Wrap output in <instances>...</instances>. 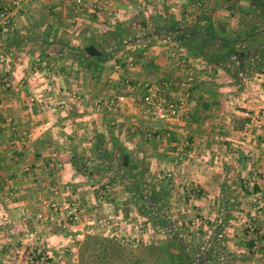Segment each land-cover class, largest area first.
Masks as SVG:
<instances>
[{"label":"crops","instance_id":"0c3cea01","mask_svg":"<svg viewBox=\"0 0 264 264\" xmlns=\"http://www.w3.org/2000/svg\"><path fill=\"white\" fill-rule=\"evenodd\" d=\"M255 1L164 0L141 6L139 0H98V5L29 0L16 6L14 0H0V13L7 8L14 15V27L0 30L6 59L0 62V80L15 88L0 96V264H83L76 255L70 260L61 254L74 253L75 243L98 231L90 232L84 222L69 223L66 238L59 217L43 207L69 186L84 205V219L97 208L100 219L111 220L105 236L147 242L149 216L133 210L132 203L122 206V200L134 199L125 181L113 179L115 164L97 158L99 142L108 154L128 156L147 189L159 190L157 177L174 174L167 203L173 206L171 218L186 222L187 217L193 225L205 220L202 234L195 235L208 244L187 245L193 257L211 251L217 260L209 264H264V254L254 251V234L250 247L243 232L251 220L255 230L246 232L264 237V68L258 71L254 49L263 37L260 31L244 37L250 25L264 27L248 18L253 14L246 16ZM228 40L252 57L242 55V62L233 57L224 66L211 62L213 54L226 55ZM89 46L107 56L101 72L82 56ZM177 61L193 67L192 81ZM37 76L53 86L49 108L27 103L21 83ZM138 82L154 85L164 102L180 104L178 117L152 119L141 105ZM72 94L79 98L75 103ZM119 96L123 104L111 103ZM183 142L188 147L181 153ZM105 182L128 196L114 192L110 206L103 204L98 196ZM39 214L43 222L37 227ZM231 224L235 236L229 235ZM137 226L142 231L136 232ZM39 253L49 262L39 260Z\"/></svg>","mask_w":264,"mask_h":264},{"label":"trees","instance_id":"16d2710c","mask_svg":"<svg viewBox=\"0 0 264 264\" xmlns=\"http://www.w3.org/2000/svg\"><path fill=\"white\" fill-rule=\"evenodd\" d=\"M255 4V8L247 12L246 16L253 14V16H257L264 22V0H256ZM256 32H259L263 37L259 45L254 48L259 58V60L256 61L259 67L258 71L261 72L264 68V27L260 28L256 25H250V29L244 33V37ZM235 42L236 40L226 41V55L221 56L213 54L209 57L211 62L224 66L225 60H229L233 57L240 59V62H242L243 59H241V57L243 54L238 52ZM197 48L200 53L203 54L201 49L202 45L201 47L197 46ZM82 56L90 59L87 66L92 67L97 72H101L102 70L100 63L107 60V56L94 46L87 47ZM243 56L251 58L252 54L247 53ZM229 63L227 64L228 66H230ZM95 153L97 158L107 162V164H115L116 168L113 172V179L116 178L121 182L125 181L127 183V190L132 195L134 203L139 208V211L149 216L147 218L153 225L168 230L171 225L164 210V204L170 194L168 188L163 185L159 190H156L154 187L147 190L140 182V176L135 172V167L130 162L129 157L126 155L114 156L113 154H108L106 151H103L102 142L97 143ZM83 165H85V162ZM167 233L171 239L165 245L157 246L160 252L167 253V258L166 260L158 258V264H209L212 260H217V258H213L211 251L208 253L198 252V255L193 257L187 248L186 242L178 235V232L169 229ZM253 243L254 241L252 240L249 242L250 247L254 246ZM125 254V246L117 240L97 235H87L81 245L80 260L83 264H127Z\"/></svg>","mask_w":264,"mask_h":264},{"label":"rangeland","instance_id":"374dc122","mask_svg":"<svg viewBox=\"0 0 264 264\" xmlns=\"http://www.w3.org/2000/svg\"><path fill=\"white\" fill-rule=\"evenodd\" d=\"M253 17L254 18H251V17H248V18L249 19H253V21L255 20V21H258V22L259 21L262 22V20L260 18H258L257 16H253ZM73 96L74 95L72 94V96L69 97V98H71L72 101H73V103H75V100H73ZM76 96H77V94H76ZM70 105L71 104L68 103V106H70ZM61 106L62 105H60L59 107H61ZM64 108H62L61 110H64ZM168 174H170V176H168ZM173 178H174V174L172 172H170V171L169 172H165L164 174H162V175H160V176L157 177V180H158L157 183H159V184L161 183V184H163L164 186H166L169 189L170 188V185L172 183ZM105 183H107L106 184L107 185V189H105V186H104ZM105 183L103 184V188L102 189L100 188V190H99L100 193H99V196H98V199H100L103 202V204H106L107 206H110V202L111 201H114L113 198H111V196H112V194L114 192L118 193V196H120L122 199H124L125 197L128 196V194L126 193L127 194L126 195L122 188L121 189L119 188L118 190L114 191L111 188L110 182L109 183L108 182H105ZM67 188L72 193V196H68L66 194L65 190ZM170 190H171V188H170ZM73 191L74 190L70 186L69 187H66V188H64L63 191H61V193L63 195L60 193L62 195L60 197V199H57V197L54 196L52 198H47L44 202H48L51 199L54 200V201H61L63 198H68V197L71 200L77 201L79 203V205L81 206V209L83 211L82 212L81 221L79 223H77V224H81V223L84 222V223H87L89 225V227H90L89 231L90 232L91 231H94V232L98 231V233H90L88 235H97V236H102V237L109 238V237H107V236L104 235L105 233H107V230H106V227L104 228V226H102V222H100L103 219H100L99 217H101V216H98V210L99 209H97V208L96 209H93V211H92L93 213L89 214V215H93L94 214V217L96 216L94 219H93V216H89V215L86 218L87 220L84 219V217L87 215L86 212H85L84 205L81 203V201L77 197H75V193ZM127 192H128V190H127ZM169 193H170V191H169ZM170 198L171 197L169 195L168 199L166 200V203L164 204L165 205L164 210H165L166 215H167L166 217H167L168 221H170V225H171V227H169V229L178 232V235H180V237H182V239H184V241L186 242L187 245H192L194 247H199V246H202V247L206 246L207 247V244L208 243L206 242L207 243L206 245L203 244L204 242L198 243L197 238L199 236L195 235V233L196 234L197 233L202 234L201 233L202 232V227H203V225L205 223V220H203V219L202 220L195 219V224L193 225L192 224V220L191 219H188L187 220V217L185 218L186 219V222L178 220V217L177 218H171L172 217L171 216L172 213L170 212L169 207H173V206H171L169 204L167 205V203L170 201L169 200ZM121 203H122V206H124V207L125 206L128 207L129 205L131 206L133 204V206H134L133 210L135 209V210L139 211V208L135 205L134 201H132V200L130 202L128 200H122ZM96 206H97V204L94 205V207H96ZM122 206L119 207V209L122 208ZM43 207L47 208V206L44 203H43ZM174 213H176V212H174ZM142 214L143 213H141V215ZM142 216L146 217L147 215L143 214ZM58 217H59V219L62 222V227L60 229L61 230L60 232H61V234L64 237L66 236V238H67L68 237L67 235L69 234V232L72 231V229H71L72 227L68 223H66L64 225L63 217L62 216H59L58 215ZM90 217H92V218H90ZM245 218L246 217H244V219ZM104 221H108V222L110 221V223H111V220H104ZM149 222H150V224H149ZM149 222H147V225L148 226L146 227V229H147L148 233H150L148 235H151V236H148L147 237V239H148L147 242L144 241V238L143 237H141V238L140 237L139 238L134 237V238H131L130 240H127V242H125L123 244V245H125V249H126V254L125 255H126V258H127V260H126L127 261V264H140L141 263L140 262L141 260H142V264H152L151 261L152 260H155V259H158V258L159 259L166 260L167 253L166 252H160L159 249H157V246L162 245V244L165 245L171 239V237L167 233V231L169 229L168 230H165V229H162V228H160L158 226L156 227L155 225H153V223H151V221H149ZM36 223H37V221H36ZM136 223H137V225H139L137 221H136ZM134 224H132L133 227L135 226ZM41 225H42V223H41ZM244 225H246V226L249 225L248 228H246V229H249V231L251 229H253V231L255 230V226L253 224V221H251V220L250 221L249 220H246L244 222ZM123 226H125V225L123 224ZM108 227L110 229L111 228V225H108ZM193 227H195V229L192 230L191 228H193ZM234 227H236L235 224H231V228H230L231 231L229 232V235H233L237 231V230H235ZM243 228L241 227V230ZM246 229H243V232H245L244 237L246 238V242L249 243L250 239H253L252 237H253V234H254V237L256 239L255 241L257 242V244H256V247L257 248L254 249V251H255V253L258 252L259 255L264 254L263 251H260V249H262V248H260V246L262 245V242H263L264 237L260 238V237L256 236L254 232H250L251 234H249L248 233V230L246 232ZM138 230L142 231V229L140 227H138V229H136V232H138ZM191 236H192V238H190ZM234 236H235V234H234ZM66 238H64V239H66ZM119 238L122 239L124 237H119ZM187 241H189V242H187ZM201 241H203V240H201ZM66 244H68V243H66ZM75 244H76V245H74V249H75L74 250L75 251L74 253L75 254L74 253L63 252L61 254V255H63V258L70 259L71 260L73 258V255H76L78 258H80V249H81V245L82 244H79V243H78V245H77V243H75ZM136 244H138V245H136ZM263 244H264V242H263ZM65 247H67V246H65ZM258 249H259V251H258ZM37 255H40V254H37ZM41 256H44V258H45V259L42 260L41 257H40V259L42 260L43 263H48L49 262L48 255H46V254L45 255H42L41 254ZM146 261H149V262H146Z\"/></svg>","mask_w":264,"mask_h":264},{"label":"built area","instance_id":"2783aa9c","mask_svg":"<svg viewBox=\"0 0 264 264\" xmlns=\"http://www.w3.org/2000/svg\"><path fill=\"white\" fill-rule=\"evenodd\" d=\"M25 1H29V0H14V4L16 6H20ZM139 1H140L141 6H146L148 4L160 3L164 0H139ZM95 3L98 5L99 4L98 0H95ZM201 6H202L201 3L196 4L197 8H200ZM13 16H14L13 13L7 8H4L1 11L0 30L1 29L9 30L14 27ZM5 60H6L5 56L2 53H0V62H4ZM127 63L130 68L134 66L133 59H129ZM177 64L179 67L183 68L187 72L188 81H192L193 76H194L193 67L189 66L184 61H177ZM116 67L120 69L121 65L119 64ZM21 84L25 86L28 90L27 103L30 106H36V105L42 104L44 105L45 108L50 107L49 101H50L51 94L53 92V86L50 83H47L44 77H40V76L31 77L30 79L26 81V84L24 83H21ZM125 84L129 86L130 81L126 80ZM135 88L141 92H144V95L141 97V105L152 119H154L155 121H159V122H167L169 120H172L178 117L181 111V108H182L181 105L175 102H171V103L164 102L163 99L158 94V91L154 85L138 82L135 84ZM14 89L15 88L10 80L8 79H5L4 81L0 80V96L4 94V92L6 91L9 92L11 95ZM73 100L78 101L79 98L77 96H73ZM124 101H125V98L123 96H119V97H116L115 99H112L111 103L123 104ZM187 147H188V143L183 142L179 148L180 152L184 153ZM168 176H170V174H168ZM105 189H107V186L105 187ZM65 192L68 196H72V193L70 192L68 188L65 190ZM44 204L56 216L59 215L63 217L64 225L66 223L68 224L72 223L74 225L81 221L82 212H83L81 209V206L79 205L77 201L71 200L69 197L63 198L61 201H54L51 199L48 202H44ZM36 221H37V227H40L41 223L43 222L42 214H39L37 216ZM100 222H102V226H104V228L106 227V230L109 229L108 221L102 220ZM31 236H33V234ZM114 239H116L121 244H124L125 242H127L126 239L124 238L121 239L117 236H114ZM254 248L255 249L257 248L256 245L254 246ZM39 254L42 260L45 259L44 256H41L42 253H39Z\"/></svg>","mask_w":264,"mask_h":264}]
</instances>
